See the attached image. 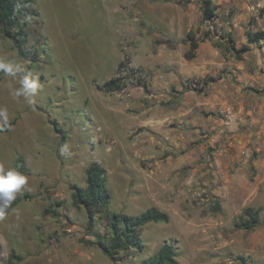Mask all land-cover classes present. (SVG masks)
I'll return each mask as SVG.
<instances>
[{"label":"rangeland","instance_id":"obj_1","mask_svg":"<svg viewBox=\"0 0 264 264\" xmlns=\"http://www.w3.org/2000/svg\"><path fill=\"white\" fill-rule=\"evenodd\" d=\"M35 7L27 57L0 34V61L20 63L40 85L29 104L14 95L19 77L0 81L13 122L0 128V167L23 157L31 169L22 200L0 219V264H139L165 242L178 264H264V39L250 41L264 31V0ZM115 78L125 87L108 91ZM94 161L107 170L112 210L170 215L117 262L88 243L107 234V220L88 232L73 198ZM247 208L259 212L253 229L238 226Z\"/></svg>","mask_w":264,"mask_h":264},{"label":"trees","instance_id":"obj_2","mask_svg":"<svg viewBox=\"0 0 264 264\" xmlns=\"http://www.w3.org/2000/svg\"><path fill=\"white\" fill-rule=\"evenodd\" d=\"M37 13L35 0H0V34L14 41L19 53L27 57L30 51L27 49L28 42L27 23L28 19ZM206 16H212L214 10L205 8ZM191 39V51L187 54L194 56L195 50L199 47L197 38L193 32L189 33ZM264 39V31H257L250 35L251 42H257ZM123 65V63H122ZM6 74L0 71V81ZM125 84L120 78L111 79L106 83L108 91L120 90ZM13 122H8L2 131H6ZM57 127V126H56ZM14 169L23 173L31 174V169L23 157L17 159ZM86 186L74 185L75 192L73 198L76 205L85 207L87 211L88 232L92 231L99 218L107 220V234L98 233L96 239L88 243L96 244L101 250L114 262H117L119 256L128 253L131 250H143L145 248L142 239V229L152 222H169L168 212L151 206L139 214H129L117 212L110 208L112 192L107 184V170L99 161L92 162L86 169ZM22 200V197H16L10 211ZM248 218L239 223L240 228L253 229L259 224L260 216L258 211L247 208ZM98 215V217H97ZM100 215V216H99ZM20 258V257H17ZM139 264H178L177 252L171 242H165L157 252L145 258Z\"/></svg>","mask_w":264,"mask_h":264},{"label":"clouds","instance_id":"obj_3","mask_svg":"<svg viewBox=\"0 0 264 264\" xmlns=\"http://www.w3.org/2000/svg\"><path fill=\"white\" fill-rule=\"evenodd\" d=\"M0 71L13 78L19 77L20 87L15 89L14 95L23 96L29 104H32L40 87L38 81L32 78L30 73L26 74L24 67L16 61H0ZM7 125V110L0 109V128ZM28 179V176L14 168L5 170L0 167V219L4 218L16 199L17 193L28 183ZM16 216L19 218L18 212H16Z\"/></svg>","mask_w":264,"mask_h":264},{"label":"crops","instance_id":"obj_4","mask_svg":"<svg viewBox=\"0 0 264 264\" xmlns=\"http://www.w3.org/2000/svg\"><path fill=\"white\" fill-rule=\"evenodd\" d=\"M199 48V47H198Z\"/></svg>","mask_w":264,"mask_h":264}]
</instances>
